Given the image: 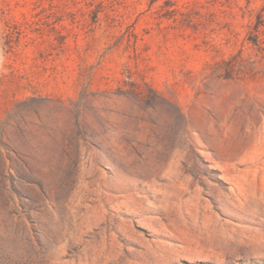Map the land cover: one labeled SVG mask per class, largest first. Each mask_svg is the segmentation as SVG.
Masks as SVG:
<instances>
[{
	"label": "rangeland",
	"instance_id": "374dc122",
	"mask_svg": "<svg viewBox=\"0 0 264 264\" xmlns=\"http://www.w3.org/2000/svg\"><path fill=\"white\" fill-rule=\"evenodd\" d=\"M0 264H264V0H0Z\"/></svg>",
	"mask_w": 264,
	"mask_h": 264
}]
</instances>
